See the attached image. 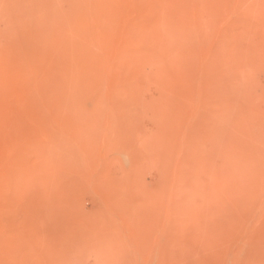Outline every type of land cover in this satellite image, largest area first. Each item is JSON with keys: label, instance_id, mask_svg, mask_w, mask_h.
<instances>
[{"label": "rangeland", "instance_id": "1", "mask_svg": "<svg viewBox=\"0 0 264 264\" xmlns=\"http://www.w3.org/2000/svg\"><path fill=\"white\" fill-rule=\"evenodd\" d=\"M0 264H264V0H0Z\"/></svg>", "mask_w": 264, "mask_h": 264}]
</instances>
